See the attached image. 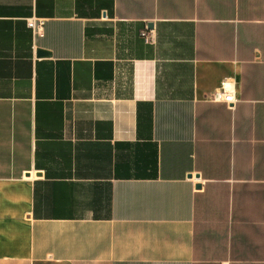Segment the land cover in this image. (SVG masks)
<instances>
[{
    "label": "crops",
    "instance_id": "0c3cea01",
    "mask_svg": "<svg viewBox=\"0 0 264 264\" xmlns=\"http://www.w3.org/2000/svg\"><path fill=\"white\" fill-rule=\"evenodd\" d=\"M0 264H264V0H0Z\"/></svg>",
    "mask_w": 264,
    "mask_h": 264
},
{
    "label": "built area",
    "instance_id": "2783aa9c",
    "mask_svg": "<svg viewBox=\"0 0 264 264\" xmlns=\"http://www.w3.org/2000/svg\"><path fill=\"white\" fill-rule=\"evenodd\" d=\"M26 22H27L28 28H30L34 34H37L38 29L42 25V21H39L37 19L32 18V19H28ZM142 35H143L146 43H152L154 41V35H153L152 31L144 32ZM217 100L226 103L228 105V107H230V108H233V106L237 102L234 94L232 92H228L225 90L220 92L217 95Z\"/></svg>",
    "mask_w": 264,
    "mask_h": 264
},
{
    "label": "water",
    "instance_id": "95a60500",
    "mask_svg": "<svg viewBox=\"0 0 264 264\" xmlns=\"http://www.w3.org/2000/svg\"><path fill=\"white\" fill-rule=\"evenodd\" d=\"M38 54L44 56V55H48V53L46 51H43V50H39L38 51Z\"/></svg>",
    "mask_w": 264,
    "mask_h": 264
}]
</instances>
